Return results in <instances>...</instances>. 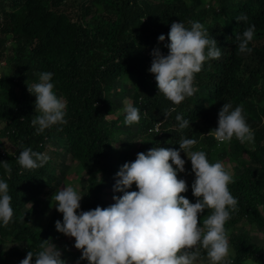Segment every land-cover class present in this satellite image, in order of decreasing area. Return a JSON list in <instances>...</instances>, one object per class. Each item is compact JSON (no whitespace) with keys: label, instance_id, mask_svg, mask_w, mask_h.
<instances>
[{"label":"trees","instance_id":"obj_1","mask_svg":"<svg viewBox=\"0 0 264 264\" xmlns=\"http://www.w3.org/2000/svg\"><path fill=\"white\" fill-rule=\"evenodd\" d=\"M242 13L247 23L235 20ZM180 21L186 27L192 21L202 23L216 39L221 56L206 60L195 75L197 91L172 105L159 95L148 69L154 48L168 52L158 36L167 37L171 24ZM251 24L256 28L253 51L239 54L235 34ZM0 70V162L11 169L7 172L0 165V178L9 185L14 210L12 221L0 226V239L27 243L24 253L0 252V264L8 256L26 257L28 251L38 252L42 243L52 242L54 221L43 231L29 223L36 214L34 204L55 181L53 164L60 157L54 149L48 152L51 145L89 172L81 207L87 211L106 207L101 195L105 186L115 184L118 164L157 146L179 149L182 137H194V150L205 151L212 162L229 160L242 166L228 186L238 200L237 211L225 225L234 228L228 235L230 259L232 264H264V247L247 230H235L243 221L264 228V0H0ZM44 71L53 72L55 90L65 98L67 123L36 134L31 125L35 97L27 84L38 82ZM122 87L130 90L131 103L140 109L138 123L125 125V114L114 115V96L123 94ZM224 103L244 106L255 133L252 142L242 144L234 138L218 144L208 135L217 127ZM171 107L176 110L165 118ZM177 114L190 121L189 127H177ZM122 137L127 142L140 139L141 145L135 153H118ZM24 147L48 153V162L22 170L15 158ZM181 156L186 161V154ZM192 182L181 195L194 203ZM207 214L206 210L198 222Z\"/></svg>","mask_w":264,"mask_h":264},{"label":"clouds","instance_id":"obj_2","mask_svg":"<svg viewBox=\"0 0 264 264\" xmlns=\"http://www.w3.org/2000/svg\"><path fill=\"white\" fill-rule=\"evenodd\" d=\"M237 22L247 23L248 17L240 14ZM251 24L242 32H236L235 41L239 54H250V43L255 35ZM167 42L165 43V41ZM168 52L165 55L159 47L152 50V63L148 72L154 75L159 90L172 105H179L192 96L195 75L201 72L206 60L218 59L220 48L208 30L199 21H192L190 27L173 22L165 37L158 36ZM53 72L38 74V82L27 84L28 91L35 97V113L31 125L36 134L66 124L67 104L55 92ZM171 107L165 118L174 112ZM124 124L132 125L140 120V109L125 100ZM107 117V116H105ZM177 127H189L190 121L180 114L175 117ZM159 122L156 131L160 130ZM218 144L240 143L254 140V130L249 126L244 106L233 107L224 103L218 113L217 127L209 132ZM179 149L154 147L147 153H137L136 159L124 163L115 174L113 191L115 201L108 207L97 206L81 210L83 196L73 186L57 190L52 197L56 211L62 214V221L55 222L56 230L74 238V248L81 252L80 260L87 264H232L229 237L225 228L232 213L237 211L238 200L229 190L232 173L222 161L212 162L203 150H194L197 140L182 137ZM191 162V173L195 179L191 191L196 198L191 202L182 193L188 192L185 179L178 175L186 173V161ZM22 170L43 167L49 160L45 152L24 147L16 156ZM7 172V162H0ZM136 185L138 190H130ZM12 197L9 185L0 178V226H7L13 219ZM202 223L198 218L205 213ZM20 264H66L62 251L54 244L44 242L38 252L28 251Z\"/></svg>","mask_w":264,"mask_h":264},{"label":"rangeland","instance_id":"obj_3","mask_svg":"<svg viewBox=\"0 0 264 264\" xmlns=\"http://www.w3.org/2000/svg\"><path fill=\"white\" fill-rule=\"evenodd\" d=\"M6 63L3 62L2 66H4ZM0 76H2V72L0 70ZM128 88H120L119 90L121 93H123L119 97L114 96V101H115V117L121 116L125 114L123 112L124 108V102L125 100H128L131 102V99L129 98L130 95V90H127ZM127 90V91H126ZM56 94L59 97H62V95L55 90ZM64 98V97H63ZM65 100V98H64ZM132 129H135L133 126ZM132 134L135 135L136 137L138 136V133H135L132 131ZM122 142L124 144H120L117 148L118 153H135L136 149L140 147L141 145V140L140 139H132L131 141L127 142L125 137H122ZM249 148H253L252 145H248ZM56 150L60 159L57 160L53 164V166L56 169V175H55V181L54 184L49 186V189L45 190L43 195L40 196V202L38 204H34V208L36 209V214L31 216V219L29 220V223L32 225L34 229L37 231H43L48 226L52 221H54V224L57 220L63 219L62 214L56 211L55 208V201L52 200V197L54 196L55 192L59 190V188L63 189L66 186H73L76 188L80 194L83 196L81 200V207L83 204V199L87 195V185H88V177H89V172L81 168V164L77 161L72 160V158L65 153L62 148H56L51 145L50 149L48 152L51 150ZM48 154V153H47ZM116 158H118L116 156ZM246 159V158H245ZM244 158L241 159L243 163L246 165H249V161H245ZM225 164V167L232 173V177L234 179L236 173L242 172V166H238L237 163L229 161V160H223L222 161ZM122 165L118 164L116 171L120 169ZM186 173H181L178 176L180 179H185L187 183L192 182L195 179L194 173H191V162L187 159L186 156ZM112 186H105L103 189L102 197L106 201V207L110 206L113 204L115 201L113 200L114 195H122V193H115L113 191ZM130 190H138L135 184H133L132 189ZM32 206L30 204L27 208L26 211H28L29 207ZM24 211V212H26ZM264 212V208L262 210ZM264 217V216H263ZM239 228H235V230L238 231H244L247 230L252 238V240L264 247V228L259 227L256 225H249L246 221L240 222ZM234 228H226L227 234L231 235L233 232ZM3 238V237H2ZM1 238V239H2ZM0 239V252H5L8 253L11 250H16L19 249L21 250L22 253L25 252V249L27 247V243L23 240H1ZM52 244H54L58 249L62 251V259L66 260V264H87V261H81L79 258L81 256V252L77 249L74 248V238H69L65 236L62 233H59L56 230L55 227V232L54 236L52 239ZM230 245V244H229ZM230 252H232V248L230 247ZM232 254V253H231ZM25 257L15 255V256H8L6 257L5 264H20V261L24 259ZM231 258V256H230ZM201 264H206V261L202 260ZM245 264H252L251 261H247Z\"/></svg>","mask_w":264,"mask_h":264},{"label":"built area","instance_id":"obj_4","mask_svg":"<svg viewBox=\"0 0 264 264\" xmlns=\"http://www.w3.org/2000/svg\"><path fill=\"white\" fill-rule=\"evenodd\" d=\"M263 122H264V119H263Z\"/></svg>","mask_w":264,"mask_h":264}]
</instances>
